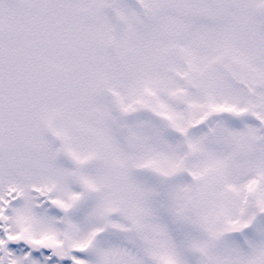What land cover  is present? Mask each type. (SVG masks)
Here are the masks:
<instances>
[{
    "label": "snow or ice",
    "instance_id": "1",
    "mask_svg": "<svg viewBox=\"0 0 264 264\" xmlns=\"http://www.w3.org/2000/svg\"><path fill=\"white\" fill-rule=\"evenodd\" d=\"M0 264H264V0H0Z\"/></svg>",
    "mask_w": 264,
    "mask_h": 264
}]
</instances>
